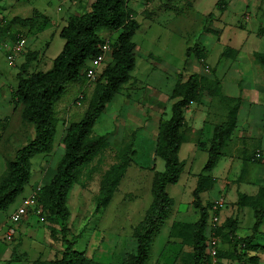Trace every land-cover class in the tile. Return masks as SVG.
Masks as SVG:
<instances>
[{
	"label": "rangeland",
	"instance_id": "374dc122",
	"mask_svg": "<svg viewBox=\"0 0 264 264\" xmlns=\"http://www.w3.org/2000/svg\"><path fill=\"white\" fill-rule=\"evenodd\" d=\"M87 1L89 0H0V24L2 25H6L7 21L15 15L36 16L33 25H8L4 34L0 36V178L5 173L6 162L13 159L15 151L34 136L33 124L21 117L22 105L13 101L11 97V91L17 84V72L24 60V54L26 51L37 50L43 59V62L38 65L31 63L27 69L28 72L48 69L64 42L58 35L63 22L55 26L51 18L56 13L68 16L71 13L84 12L86 6L82 9L78 7L74 11V2L84 4ZM216 1L143 0L141 5L137 0H126L127 6L132 8L134 17L139 22V28L135 31L133 41L138 46L137 61L140 74L138 73L136 82H127L120 88L94 124L92 134L105 135L106 146L79 169L65 201L69 212L66 221L68 228L66 237H75L74 248L82 251L93 264L128 263L130 256L135 252L134 228L142 219L152 200L153 171L163 169V160L154 155L156 143L154 131L158 130L160 120L169 117L170 107L165 104L167 106L165 111L157 114V120L153 124H148L149 121L151 122L148 114L150 111L145 110L142 105L140 94L145 89V85L149 84L162 95L164 93L167 95L176 75L173 70H165L159 66L160 60L156 56L166 60L170 66L181 65L185 58V48L199 43L204 48L205 64L202 65L191 53L185 58L179 75L186 77L189 73L198 72L204 77L211 78L213 75L211 63L217 59L219 50H224L226 47V36L235 33L232 37L240 44L247 34L243 29L254 30L259 24L264 25V16L253 14L252 5H248L249 0H247L248 4L245 0H227V3L222 0L220 8H214ZM210 10L218 15L220 21H213V17L205 18V14ZM222 22L225 25L227 23L230 28L227 30V27L223 36L219 37V33L211 31V28L220 27ZM254 31L249 34L246 44V49L255 50L253 55L256 52H264V36H255ZM116 34L117 31L110 33V39L113 40ZM17 36L26 38L25 51L16 58L13 65H10L6 60L8 46L15 41L13 38ZM229 44H235L234 39ZM146 51L151 53L152 58L149 69L144 62H141V56ZM238 54L239 50L233 55L228 53L224 56L225 63L231 62ZM219 58H221L220 55ZM255 64L258 69L257 74L264 81L262 65L258 62ZM224 79L230 78L225 76ZM82 87L85 88L80 82L66 85L55 107L57 125L53 148L49 153L32 158L29 183L5 212L0 211V226H4L5 222L8 224L7 215L21 202L23 197L30 194L29 191L33 187H41L54 169L53 166L63 150L60 140L65 125L70 121L78 120L86 108L92 86L85 89L86 100L82 104L79 103L80 105L75 104L77 92ZM149 100L152 104L160 105L159 102L155 103L153 98ZM232 103V100L225 97L212 96L211 98L206 97L205 102H200L193 108L205 117L206 128H208L210 123L216 124L225 120L227 110ZM149 125L153 126L149 127ZM133 130L136 132L132 144L134 153L130 154L131 161L116 186L111 200L96 210L94 196L98 192L100 178L112 164L118 161V155L127 146ZM145 130L151 132L152 143L149 142ZM182 132L186 137L187 130L182 128ZM240 138H245V135L240 137L239 132H234L223 146V157L212 170V174L218 178L226 176V169L222 171L226 162L241 157L244 158V166L240 179H249L264 173V169L262 171L259 168L257 174L261 157L259 159L258 156H254L256 143L250 139L248 142L243 140L247 142L246 144L242 140L238 142ZM239 143H243V147L236 149L235 146ZM259 151L264 150L259 146ZM183 152H185L184 147L180 149L178 155L185 156ZM198 157L200 158V155L194 157L191 168L202 166V163L199 164L201 159ZM232 164L230 170L235 176L238 167ZM183 175L184 173H181L176 183L166 186V191L172 197L173 204L152 238L147 264H190L191 247L182 244L180 237L169 235L168 232L172 222L192 223L198 218V209L192 204L194 179H191V175ZM216 192L210 191L207 195H202V202L209 201ZM38 209L40 211L35 213L29 211L28 220L20 224L21 231L15 233L12 240L0 241V264H32L37 259L46 262L60 255L65 245L60 233V224L51 221L46 210L39 204ZM244 216V223H250L251 210L246 208ZM261 228L264 230V221ZM226 241L219 237L218 249H222L223 242ZM259 241L264 242L261 239ZM209 260L211 264V258Z\"/></svg>",
	"mask_w": 264,
	"mask_h": 264
},
{
	"label": "trees",
	"instance_id": "16d2710c",
	"mask_svg": "<svg viewBox=\"0 0 264 264\" xmlns=\"http://www.w3.org/2000/svg\"><path fill=\"white\" fill-rule=\"evenodd\" d=\"M221 2L222 0H217L214 4L215 8H220ZM213 15L214 12L210 11L205 14V18H212ZM35 19L34 15L30 17L15 15L7 21V26L0 24V36L4 34L8 25H33ZM138 28L139 22L134 17L132 9L127 6L126 0H93L88 10L72 13L66 18L65 24L58 31V35L64 40L62 48L52 59L48 69L28 72L30 63L37 57V52L32 50L25 52L24 60L19 65L17 84L11 91V97L13 101L22 105L21 117L33 124L34 136L15 151L13 159L6 162L5 173L0 178V211L3 212L15 202L28 185L32 158L49 153L53 148L57 125L55 107L66 85L72 82L85 85V69L88 61L99 53V46L104 38L103 33L117 31L110 44V60L92 83L86 108L80 118L65 125L60 140L63 147L62 153L49 177L37 191L39 206L46 210L51 221L60 224L64 248L58 257L46 262L37 259L32 264H93L82 251L74 248L75 237H66L68 229L66 221L69 212L65 201L79 169L106 146L105 135H93L92 128L106 105L130 80V71L135 66L136 55V43L133 41V36ZM258 34L264 35V26L259 27ZM18 38L19 36L13 39ZM236 51L225 47L221 55L226 56L228 53L233 55ZM191 53L202 65L205 64V53L201 44L195 43L186 47V57ZM254 57L263 66L264 77V52H256ZM82 89L83 87L80 88ZM205 94L222 96L232 100L233 103L227 110L225 120L213 126L209 144L206 147V161L196 175L192 190V204L198 209V218L192 223L172 222L169 235L180 237L182 244L191 247L190 264H210L206 238L208 209L211 203L208 201L203 203L200 194L211 189L216 180L211 176V171L222 155L223 146L235 131L240 97H226L221 92L220 80L216 76L207 78L198 72H192L184 79L179 76L168 94V99L173 100L170 104V115L159 121L154 146V155L163 160V169L153 171L152 200L134 228L135 252L130 256L127 264H147L148 262L152 238L173 204L166 186L177 182L185 164L178 156L184 138L182 132L184 110L190 103L199 102ZM76 98L77 95L75 100ZM85 100L86 90L84 89L80 104ZM135 132V130L131 132V139L120 151L118 161L102 174L98 192L94 196L96 210L111 200L116 186L124 175L131 161L130 154L134 153L132 144ZM200 146L204 147V145ZM236 205L251 207L254 217L252 234L238 237L234 233L238 220L235 217L226 219L216 229V234L221 240L223 238L227 240L230 248L223 252L221 251L223 249L219 248L217 258L231 257L240 264L241 257L254 248L253 236L264 217V186L260 187L258 194L254 197L238 193Z\"/></svg>",
	"mask_w": 264,
	"mask_h": 264
},
{
	"label": "crops",
	"instance_id": "0c3cea01",
	"mask_svg": "<svg viewBox=\"0 0 264 264\" xmlns=\"http://www.w3.org/2000/svg\"><path fill=\"white\" fill-rule=\"evenodd\" d=\"M93 0H89L87 2L83 3H77L75 4L74 2V8L73 10L75 11L76 8H84L86 6V10L90 8V4ZM140 2V4H143V0H137ZM227 3V0H224ZM83 2V1H82ZM246 4H248L247 0H245ZM248 5H252V10L254 11L253 14L255 16H264L263 9H264V2L263 0H249ZM215 4V3H214ZM215 8V6H214ZM59 9V8H58ZM132 9V8H130ZM213 12V10H210ZM209 11V12H210ZM76 13V12H75ZM208 13V12H207ZM72 14V13H71ZM252 14V13H251ZM70 15V14H69ZM68 16L64 15H56L51 18V22L53 25H58L61 21L63 22V25L66 22V18ZM213 21H220V18L218 19V15L214 13L213 15ZM62 25V26H63ZM61 26V27H62ZM264 26L262 24H259L256 29H243V31H246V38L242 42L237 43V40L232 37L235 36V33L229 35L228 37L226 36L227 43H225L226 47L232 48L234 50H239V54L232 59L231 62H226V58L221 55L223 49L219 50L217 54V59L214 60L212 64V71L213 75L216 76L220 80L221 84V92L223 95L227 97H240V106L237 111V119H236V128L234 132H239V136H244L245 138H240L238 142H242L244 139L249 141H253L256 143V151H259V146L263 148L264 150V122H263V113H264V107H263V102H264V81L263 79L260 78V76L257 74V68L256 64L257 61L255 60V57L253 55V52L255 50L249 51L246 49V44H247V38L249 37V34H252L253 31L255 32V36H264V35H259L258 34V29L259 27ZM228 27V28H227ZM46 28V27H45ZM229 30L230 26L226 23V25L222 22L220 27H213L211 28V31L215 32L216 34L219 35V37L223 36V34ZM44 28H42L43 30ZM107 32L103 33L106 34ZM113 33V32H108V34ZM234 39L235 44H229L232 40ZM224 45V44H223ZM11 46V43L9 44L8 47ZM138 46L136 45V50H135V66L134 68L130 71V80L129 82H136L138 79V73L140 74L139 67H138ZM243 48V50H242ZM244 48L246 50H244ZM186 49V48H185ZM206 49V48H205ZM36 51L37 50H32ZM142 55V54H141ZM151 53L150 52H144V54L141 56V62H144V65L148 66V69L151 65L152 58L150 57ZM221 56V58L218 59V56ZM159 58V66H161L163 69H169L173 70L174 74L176 75L175 81L173 82L172 86L166 93L163 95L159 92L156 91L154 88L150 87L149 84L145 85V89L143 92H141V102L142 105L144 106L145 110L150 111L152 113H148L151 118V122L149 121L148 124H153L155 120H157L156 117H158L157 114L162 113L165 111V108L167 107L165 104H168L170 107V104L173 100L168 99V94L171 92L175 82L177 79L182 77L181 73V67L185 61V58L183 60V63L181 65L177 66H170L168 65V62L166 60H163V58ZM110 60V56L107 57V62ZM43 62L42 56L39 55V52H37V57L35 60H33L31 63L34 65H38L39 63ZM106 62V63H107ZM30 63V64H31ZM225 63V64H224ZM259 64V63H258ZM261 70V69H259ZM190 74V73H189ZM188 74V75H189ZM262 74H263V66H262ZM187 75V76H188ZM186 76V77H187ZM229 77L230 79L225 80L224 77ZM182 77V79L186 78ZM116 95V94H115ZM114 95V97H115ZM113 97V98H114ZM206 97L211 98L212 96L209 95H203L201 100L199 102H192L190 103L184 110V126L183 128L187 130V135L186 137L183 138V141L180 145L179 151L182 147H184L185 152L183 154L185 156L179 158L184 161V167L181 173H184L183 176L186 175H191V179H194V186L196 182V175L201 171V168L203 164L206 161L207 158V151L206 147L209 144V140L212 134V129L215 124L210 123L209 127L206 128V119L205 117H202V114L199 111H195L196 109L193 108L194 105L199 104L200 102H205ZM149 98H153L156 102H159L160 105L157 106L155 104L151 103V100ZM161 103H164L163 105ZM153 126V125H149ZM156 130H157V126ZM150 130V129H149ZM146 131V135L148 134L147 138L149 142H153L151 136V132L148 130ZM144 131V132H145ZM154 137L156 138L157 131H154ZM185 139V140H184ZM242 140V141H241ZM245 142V141H243ZM245 142V144L247 143ZM184 144V145H183ZM200 145H204V147H201ZM243 147V143H239L238 145L235 146V148ZM178 151V152H179ZM255 151V153H256ZM260 152V151H259ZM264 152V151H263ZM260 152V155L258 156L259 159L261 157V162L258 164V169H257V174L259 168L263 171L264 169V153ZM263 153V154H262ZM199 156L198 159H201V162L199 160V164L202 163V166H198L200 168H191L192 162H194V157ZM191 156V157H190ZM223 157V154L221 155ZM220 157V158H221ZM219 158V159H220ZM189 159V160H188ZM244 158H235V160H230L229 162H226L225 165L222 167L223 169H226V176L223 178H218L216 175L212 174L213 172L211 171V176L215 177V182L213 184V187L209 190H206L201 193L200 196L202 195H207L210 191H217L215 196L209 199L208 202L212 203V200L218 197H222L224 200L223 206L218 210L219 218L221 221V224L225 222L226 219L228 218H236L237 221V227L234 231L235 235L238 237H245L248 235L252 234V226L254 223V217H253V211L251 207L248 205L242 206V207H237L236 201H237V195L238 193H243L249 197H254L258 194V191L260 187L264 186V173L262 175H258L253 178H245V179H240L241 172L244 166L243 162ZM258 159V158H257ZM188 161V163H187ZM220 160H218L219 162ZM217 162V164H218ZM232 163L235 164V166L238 167V170L235 173V176H233V171L230 170ZM216 164V165H217ZM216 167V166H215ZM214 167V168H215ZM213 168V169H214ZM257 168V167H256ZM162 170V169H161ZM229 171V172H228ZM256 174V175H257ZM181 175V174H180ZM193 186V188H194ZM192 188V189H193ZM30 192V191H29ZM208 200V199H206ZM15 208V207H14ZM13 208V209H14ZM248 208L251 210L252 214V220L250 223L245 224L244 223V215H245V209ZM8 217V215H7ZM28 220V215L24 217L18 224L15 225L16 229V234L21 231V225L22 223H25V221ZM264 221V217L259 224V227L257 229V232L254 233L252 244L254 248L252 250H249L247 254H244L241 257L240 264H264V242H260L259 239L264 240V230L261 228L262 224ZM171 225V224H170ZM170 229V227H169ZM169 232V231H168ZM229 244L227 242H223V250H229ZM218 263L219 264H239V261L236 259H233L231 257H223V258H218Z\"/></svg>",
	"mask_w": 264,
	"mask_h": 264
},
{
	"label": "built area",
	"instance_id": "2783aa9c",
	"mask_svg": "<svg viewBox=\"0 0 264 264\" xmlns=\"http://www.w3.org/2000/svg\"><path fill=\"white\" fill-rule=\"evenodd\" d=\"M103 42L99 46V53L92 57L88 61V65L85 69V88L78 91L77 98L75 100L76 104L80 103L83 98L84 89L92 85V83L97 79L103 66L107 62V57L110 56L111 52V41L108 32L103 35ZM26 38L24 36H19L14 42L11 43L8 53L6 55V60L10 65H13L16 58L20 56L25 51ZM260 153L257 151L255 156H259ZM39 187H33L30 194L22 198L21 202L18 203L15 208L8 214V224L0 226V241L8 242L13 239L16 233L15 225L18 224L24 217L29 214V211L38 212V202H37V190ZM224 200L222 197H218L212 200L211 206L208 209L207 227L208 233L206 238V249L209 257L211 258V264H217V250L220 245L219 236L216 234V229L221 225L218 210L223 206Z\"/></svg>",
	"mask_w": 264,
	"mask_h": 264
}]
</instances>
